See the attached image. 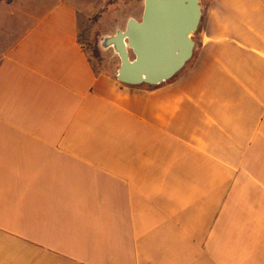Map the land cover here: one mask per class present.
<instances>
[{"label": "crops", "instance_id": "1", "mask_svg": "<svg viewBox=\"0 0 264 264\" xmlns=\"http://www.w3.org/2000/svg\"><path fill=\"white\" fill-rule=\"evenodd\" d=\"M23 1L0 52V264H264V0H199L190 65L154 88L93 66L81 19L110 0Z\"/></svg>", "mask_w": 264, "mask_h": 264}, {"label": "water", "instance_id": "2", "mask_svg": "<svg viewBox=\"0 0 264 264\" xmlns=\"http://www.w3.org/2000/svg\"><path fill=\"white\" fill-rule=\"evenodd\" d=\"M201 16L199 0H144L139 21L130 18L123 31L100 38L119 57L117 81L157 86L172 79L193 55Z\"/></svg>", "mask_w": 264, "mask_h": 264}, {"label": "rangeland", "instance_id": "3", "mask_svg": "<svg viewBox=\"0 0 264 264\" xmlns=\"http://www.w3.org/2000/svg\"><path fill=\"white\" fill-rule=\"evenodd\" d=\"M203 1L206 2V0ZM19 2L24 3L23 0H0V52L20 34L29 19L25 14L13 16L10 13L13 5L17 4L18 9ZM109 2L110 5L106 3L104 8L87 17L86 22L81 19V39L85 43L90 60L96 70L110 72L116 77L120 63L119 57L112 48L103 49L101 47L100 38L106 36L102 35L101 32H112L111 35H113L117 30L123 31L128 20L133 18V15L137 16L141 0H110ZM199 4L202 8V1L201 3L199 1ZM85 25L86 32H83ZM193 41L195 44L197 43V35L195 34ZM130 58H133L132 55Z\"/></svg>", "mask_w": 264, "mask_h": 264}, {"label": "trees", "instance_id": "4", "mask_svg": "<svg viewBox=\"0 0 264 264\" xmlns=\"http://www.w3.org/2000/svg\"><path fill=\"white\" fill-rule=\"evenodd\" d=\"M198 32H199V29L197 30V32L195 33V35H198ZM197 48V43L195 44V46H194V51H193V55H194V53H195V49ZM193 55H192V57H193ZM192 57H191V59L186 63V65L183 67V69L181 70V71H179L172 79H170L169 81H167V82H170V81H172V80H174L175 78H177L189 65H190V63H191V61H192ZM136 87H146V88H154V87H156V86H149V85H138V86H136Z\"/></svg>", "mask_w": 264, "mask_h": 264}]
</instances>
